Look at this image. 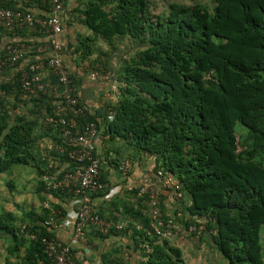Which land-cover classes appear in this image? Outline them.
I'll return each instance as SVG.
<instances>
[{"label":"trees","instance_id":"1","mask_svg":"<svg viewBox=\"0 0 264 264\" xmlns=\"http://www.w3.org/2000/svg\"><path fill=\"white\" fill-rule=\"evenodd\" d=\"M65 3L72 18L61 40L73 84L80 88L92 71L112 73L109 82H94L103 106L87 116L102 137L101 167L109 158L115 163L114 155L134 163L148 157L150 176L140 184L159 186L161 171L174 177L182 193L174 202L171 189L162 190L159 220L173 218L180 226L174 231L177 236L187 234L190 225L203 226L199 238L226 264H264V0ZM74 20L86 36L68 43ZM121 47V61L115 66L110 58ZM10 69L8 64L0 67V76L12 78L0 83V175L14 167H31L39 176L49 173L60 180L73 165L63 156L47 170V156L39 148L43 133L53 137L46 125L50 99L26 98L18 73ZM114 80L118 96L110 100L104 89ZM83 97L82 104L89 105ZM21 108L29 117L17 112ZM237 126L241 131L236 133ZM102 179L108 192L112 186L104 174ZM6 186L12 193L20 191L10 182ZM43 190H35L40 201ZM44 193L51 198L44 200L62 214L63 205L54 200L67 203L75 198L66 190ZM126 195L133 201L114 195L97 206L102 219L120 228H109L105 235L92 228L94 237L117 242L115 251L133 250L127 264H188L181 246L155 234L148 196L136 191ZM48 213L23 209L18 215L0 209L4 264L47 263L39 238L54 235L43 227ZM32 233L38 240L26 238ZM189 237L193 240L195 232ZM72 258L79 264L74 253Z\"/></svg>","mask_w":264,"mask_h":264},{"label":"built area","instance_id":"2","mask_svg":"<svg viewBox=\"0 0 264 264\" xmlns=\"http://www.w3.org/2000/svg\"><path fill=\"white\" fill-rule=\"evenodd\" d=\"M8 4L13 8L7 7ZM33 5L37 7L35 10L28 7ZM71 18L72 14L65 0H0V67L8 64L10 71L18 73L20 89L27 98H37L40 95L49 97L51 112L46 117V125L50 127L49 134L53 137L48 136L49 142L43 146L52 155L49 167L57 166V160L63 156L69 160L68 165H73L60 180L56 176H42L48 192L66 190L75 196L71 202L77 200L71 216L50 208L45 201L42 202L43 208L49 211V217L43 223L47 232L55 234L66 229L70 224L69 217L72 219L71 236L66 242L59 241L54 235L39 238L46 264H73L72 253L76 248H80L83 256L91 260L88 242L90 230L93 228L105 235L109 228H120L102 219L97 213V201L101 197L109 200L114 195L134 191L138 196L147 195L153 209L152 217L155 221L152 227L155 234L171 240L178 234L174 231L180 230L173 218H168L166 222L157 218L158 199L162 190H178L173 176L159 171L157 174L162 177L159 186L155 183L140 185L139 182H130L129 173L133 170L134 162L125 157L118 160L115 155L113 162L117 164H112L109 158V163H105L104 168L101 167L99 143L102 137L96 123L87 117L88 114H93L95 107L91 109L90 105L82 104L80 89L70 79L64 62L61 39L66 21ZM110 75L112 76L92 71L87 79L93 83L109 82ZM112 83L109 91H106V98L110 100L117 96L116 80ZM103 174L105 181L108 178H118L120 185H115L106 192ZM172 196L178 200L182 195L173 191ZM202 231L203 226L196 228L190 225L186 232H195V237L199 238ZM26 237L28 240L37 239L34 233Z\"/></svg>","mask_w":264,"mask_h":264},{"label":"rangeland","instance_id":"3","mask_svg":"<svg viewBox=\"0 0 264 264\" xmlns=\"http://www.w3.org/2000/svg\"><path fill=\"white\" fill-rule=\"evenodd\" d=\"M188 1L189 0H186V2ZM77 36L78 37L86 36V30H84V28L81 25H79L78 21L74 20L72 26H70V28L68 29V36H67L68 43H74ZM98 45H100V42L98 43ZM101 46H103L105 51L108 50V48H106L104 45ZM120 46L121 45H119V48ZM121 52H123V47H121L119 52L116 53L114 52L115 54L114 53L112 54V58L110 59L113 65L116 66V64H118V62L121 61L120 59H118V56L121 55ZM115 66L113 68H115ZM9 100L14 103V100L12 99ZM17 112L20 115L29 117L27 112L22 110V108ZM235 131L236 133L240 132L241 131L240 126L239 127L237 126ZM43 134L44 135L39 142L40 150H42L44 146V142L46 141L47 138L46 132ZM35 160L37 163H39V155L38 157L35 158ZM32 170L33 169H31V167H26V169L24 170L22 168L14 167L10 173H5L3 175H0V209L3 208L6 210L18 211V213H21L23 209L26 210L35 209L36 207L35 201L33 200V197H30L31 193H29L30 192L29 190L32 187L31 184H33V181L35 179V174L32 172ZM12 180L17 181L20 190L19 192L12 193L11 191H9L8 187L6 186V183ZM23 184H25V187H21ZM25 201L26 203L23 205V207L16 208L13 205V204L22 205ZM27 205L30 207H26ZM173 238H176L174 239L173 243L183 248L185 253V260L188 262V264H226L223 258L215 250H210L208 244L204 241H201L200 238L195 237L192 240L189 237V234H186L184 231H182V233H179L178 236L176 234L175 236H173ZM173 238H171L172 241ZM191 247H194V249H191Z\"/></svg>","mask_w":264,"mask_h":264},{"label":"crops","instance_id":"4","mask_svg":"<svg viewBox=\"0 0 264 264\" xmlns=\"http://www.w3.org/2000/svg\"><path fill=\"white\" fill-rule=\"evenodd\" d=\"M83 83L81 84V87L79 88L80 96H84L83 98L87 97V102L90 105V108L92 109L93 107L95 108H101L103 106V102L99 99V96L96 94V90H98V87L88 79H85V81H82ZM105 86V85H104ZM111 88L110 86L105 87V92L109 91L108 89ZM93 95L91 98H89V95ZM88 95V96H87ZM97 96V97H95ZM114 96L112 100H114ZM149 169H150V161L148 157H145V159H142L140 161H136L134 163V167L132 170V173L130 175V182H136V183H146L147 179L149 178ZM107 182L113 187L115 185H120V180L118 178H108ZM111 187V188H112ZM31 196L33 197V200H37L38 198L36 197L35 191L30 190ZM45 199H49V195H41ZM119 197H124L125 199H129L127 201L132 202L133 201V196L131 195H119ZM43 198V199H44ZM51 199V198H50ZM73 200V199H72ZM108 200L102 199V197L97 201V206L102 205L104 202H107ZM55 203H59L60 205H63V208L66 210V214H69L71 216V211L74 208V203H77V200L75 199L73 202L68 201L67 203H60V201H55ZM71 202V203H70ZM26 203V201L21 205L18 204L19 207H23V205ZM175 204V203H174ZM173 204V205H174ZM172 205V206H173ZM171 206V208H172ZM169 208V210L171 209ZM37 210V209H35ZM18 213V211H14ZM22 213V212H21ZM21 213H18L21 215ZM70 224L67 226L66 229L59 230L55 232L54 236L56 239L62 242H66L69 237L71 236V222L72 219L69 217ZM176 239V238H175ZM88 242L91 248V260H88L87 257H84L83 254L81 253L80 248L74 249V259L77 261L79 264H127L126 263V257L127 255L132 252L133 250H129L128 248H120V250H113L114 247H116V244L118 245L117 242L114 243L112 239H99L94 237V234L91 232L88 233ZM127 241L125 243H122V246H126ZM176 243V242H175ZM191 249H194V247H191ZM134 254V253H133ZM136 254L133 255V260H137ZM104 259V260H103ZM0 264H4L3 260L0 259Z\"/></svg>","mask_w":264,"mask_h":264},{"label":"clouds","instance_id":"5","mask_svg":"<svg viewBox=\"0 0 264 264\" xmlns=\"http://www.w3.org/2000/svg\"><path fill=\"white\" fill-rule=\"evenodd\" d=\"M8 71H6V73H7ZM0 73H2L1 72V70H0ZM12 78H9V77H6L5 75H3V76H0V83H3V84H7V83H9V82H11L10 80H11ZM116 93H117V90H116ZM117 96H118V94H117ZM116 96V97H117ZM26 97V96H25ZM115 97V98H116ZM27 98V97H26ZM29 99V98H28ZM49 142V137L47 136V138H46V141L44 142V144H46V143H48ZM42 150L45 152V155L47 156V160H48V162H49V160H50V155H49V153L44 149V148H42ZM55 166V165H54ZM46 168H47V170L48 169H50V168H52V167H49V164L47 163L46 164ZM32 172L35 174V179H34V181H33V184H31V189L30 190H33V192L36 190V188L37 187H44V190L43 191H41L42 193H40V194H42V195H45V193L44 192H46V191H48L47 190V188H46V185L44 184V182H43V179H42V176L45 174V175H47V176H49V177H52L53 175H49V173H44V174H42L41 176H39L34 170H32ZM8 182H10L11 184H14V185H16V183H17V181L16 180H12V181H8ZM7 182V183H8ZM30 183V182H29ZM140 185H142V184H140ZM176 185H177V183H176ZM17 186H18V183H17ZM178 186V185H177ZM21 187H25V184H23ZM18 189H19V187H18ZM29 190V191H30ZM171 191H172V195H173V191H176V192H178V193H181L180 192V187L178 186V190H175V189H171ZM30 193V192H29ZM181 195H182V193H181ZM182 197V196H181ZM172 199H173V201L174 202H176V201H178V200H176V199H174L173 198V196H172ZM45 200L43 199V200H35V205H36V207H35V209H37V210H33V211H37V212H39V210H41V209H45V210H48V209H46V208H43V206H42V202H44ZM45 202H47V201H45ZM48 203V205L50 206V203L49 202H47ZM158 206V205H157ZM26 207H30V206H26ZM39 207H41L40 209H39ZM50 208H52V206H50ZM152 208V207H151ZM3 209V208H2ZM25 211H26V209H24ZM27 210H32V209H27ZM65 210V209H64ZM153 210V209H152ZM158 210V209H157ZM159 213V212H158ZM49 214V213H48ZM49 217V216H48ZM27 238V237H26ZM171 242H174V239H173V241L171 240Z\"/></svg>","mask_w":264,"mask_h":264}]
</instances>
